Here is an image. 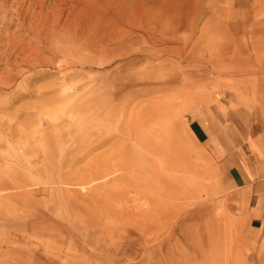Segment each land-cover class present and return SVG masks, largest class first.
Returning a JSON list of instances; mask_svg holds the SVG:
<instances>
[{
  "label": "rangeland",
  "instance_id": "374dc122",
  "mask_svg": "<svg viewBox=\"0 0 264 264\" xmlns=\"http://www.w3.org/2000/svg\"><path fill=\"white\" fill-rule=\"evenodd\" d=\"M137 1L0 0V264H264V200L190 129L237 113L262 157L264 0ZM110 111L163 140L160 158L134 149L178 194L152 232L133 226L153 215L122 174L81 186L111 144L72 153L68 130Z\"/></svg>",
  "mask_w": 264,
  "mask_h": 264
},
{
  "label": "bare ground",
  "instance_id": "6f19581e",
  "mask_svg": "<svg viewBox=\"0 0 264 264\" xmlns=\"http://www.w3.org/2000/svg\"><path fill=\"white\" fill-rule=\"evenodd\" d=\"M138 1H140V0H138ZM110 8H111V6H109V9ZM110 12H112V11H110ZM114 19L115 18L112 19L113 22H114ZM112 20H111V22H112ZM117 20H118V18H117ZM104 34H105V32H104ZM150 115L151 114H149V116ZM149 118L151 119L152 117H149ZM77 119H79V118H77ZM116 120L117 121L119 120V118L117 117V114L115 112H111V111L108 112V114H106L104 116L103 115H98L96 117H94L93 115L87 116L85 114L83 116H80V121L78 122V120H77L76 123L73 126H71L70 129L68 130L69 135H72L73 138H74L73 147L71 148L72 149L71 150L72 153H73V151H75L73 149H76V148L77 149H80V151L83 152V153H86V152L88 153V151H91L93 149H98L99 147H102L104 145L111 144V145H109V146H111V150L109 149V151L107 153V157L106 158H101V159H99L95 163H91L92 164L91 167L89 166L90 168L87 169L88 171H87V173H85V176L86 177L83 178V179H80V181L82 183V184L81 183L80 184H81L82 188H84L83 185L86 184V186H87L89 183H93V182H96L97 183V181H101L104 178L110 176L111 174H114V173H120V175L122 174V176L120 177L121 178L120 180H122V182L125 185V187L129 191H133V193H135V195H137V197L143 198L142 200H145V203L147 204L146 206H147L149 212L153 215V216H143L142 219H141V221L140 222H134L133 226H135L138 229H141L140 230L141 232L147 231L149 233V232H152L156 227L158 228V226L162 225V220L165 219V216L164 217L162 216V210L165 213H167L165 206H169V208H179L180 205L178 204L179 202L177 203V201H175V199H174V195H176L178 197V194H174L173 193L175 191L170 190V193H165V191H167L168 190V187L170 188L171 185H169L170 182H168L167 179H163L162 180V177L161 176L158 177L159 174H156L155 175V178L158 177L157 180H161L164 183H161L160 184L158 182L160 184L159 186L162 187L161 188V193H159L160 190L159 191H157V189L155 190L154 185L149 182V180L147 179L146 176H148V175L149 176H152L153 173L155 174V171H156V168L157 167L150 165V162L151 161L148 158H145L144 159V158L141 157L139 160H135V157H134L135 151H134V149H135V147H138L139 150L142 153L144 152L146 155L149 154L150 156H153L155 158H160V153H162L161 152V150H162L161 148H165L164 147V143H163V140H161V139L158 138L159 136L157 134L154 135V134H152V132L145 130L144 129L145 127H143V130L141 128L137 129L135 131V134H133V131H130L128 129H126V130H128V131H126L125 129H123L121 127L122 123L119 124L120 126H115L114 123L117 122ZM111 125H112V127H111ZM113 125L115 126L114 127L115 128L114 131H113V129H111V128H113ZM92 127L95 128V129H97L96 127H103V128H102V130L101 129L100 130L97 129V130H94L93 131V128ZM150 128L151 127H148L147 129H150ZM89 129H92V130L90 131ZM159 131L162 132V129H159ZM80 151H77V152H80ZM100 156H98V157H100ZM75 158H77V157L75 156L73 160H75ZM96 160L94 159V161H96ZM72 163H73V161H72ZM164 163H166V162H164L162 160V162L160 163V165L157 164L159 167H161V169L163 171H164V168H163L164 167L163 166ZM147 164H148V167H147L148 169L145 168V166H147ZM78 173H80V172H78ZM116 179H118V178L116 177ZM169 179H172V178H169ZM94 186H96V185H94ZM109 191L112 192V190H109ZM154 191H157V194H156L157 198H155L153 196H150ZM111 194H115V193H111ZM164 196L166 197L167 200H162L161 199V197H164ZM112 197H113V195H112ZM165 197H164V199H165ZM108 198L109 197H107V200H108ZM116 198L118 199L119 198V195H117ZM123 198H124V196H123ZM168 198L170 200H168ZM118 202H119V200H118ZM112 209H114V208H112ZM136 209H134V211ZM108 210L110 211V209H108ZM102 212L104 214V211H102ZM126 214L129 215V213H126ZM109 215H110V213H109ZM132 215L136 216L134 213ZM145 215H147V214H145ZM129 217H130V215H129ZM118 218H119V216H118ZM146 218H148V219H146ZM115 219H116V216H115ZM120 219H122V218H120ZM135 221H136V218H135ZM151 221L155 222L156 227H154L155 225H153V226L151 225ZM133 226H131V228L135 229Z\"/></svg>",
  "mask_w": 264,
  "mask_h": 264
},
{
  "label": "crops",
  "instance_id": "0c3cea01",
  "mask_svg": "<svg viewBox=\"0 0 264 264\" xmlns=\"http://www.w3.org/2000/svg\"><path fill=\"white\" fill-rule=\"evenodd\" d=\"M191 124L192 134L199 143L205 144L212 157L219 160L232 188L248 200L263 201L264 151L260 158L249 147L247 138L252 126L237 113L228 114L225 121L215 116L209 120H194Z\"/></svg>",
  "mask_w": 264,
  "mask_h": 264
}]
</instances>
